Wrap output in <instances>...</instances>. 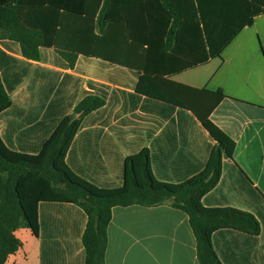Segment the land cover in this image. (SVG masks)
Segmentation results:
<instances>
[{"label":"crops","instance_id":"crops-1","mask_svg":"<svg viewBox=\"0 0 264 264\" xmlns=\"http://www.w3.org/2000/svg\"><path fill=\"white\" fill-rule=\"evenodd\" d=\"M171 1L182 21L165 51L172 16L160 0H112L106 19L125 25L128 38L146 49L141 74L82 55L70 69L48 48L31 61L18 43L0 40V76L12 101L0 113V139L13 152L38 155L82 98L99 96L105 105L82 120L65 163L91 185L115 189L124 185L126 160L145 151L155 181L177 185L193 177L218 143L212 132L231 155H222L220 180L202 206L240 209L260 224L258 236L217 230L212 247L221 264H264V15L221 58H210L195 0ZM143 77L159 78L160 97L137 92ZM218 90L225 97L212 94ZM37 222L36 234L16 231L21 248L6 264H85L87 217L79 207L39 202ZM104 264H199L187 215L169 202L113 208Z\"/></svg>","mask_w":264,"mask_h":264},{"label":"trees","instance_id":"trees-1","mask_svg":"<svg viewBox=\"0 0 264 264\" xmlns=\"http://www.w3.org/2000/svg\"><path fill=\"white\" fill-rule=\"evenodd\" d=\"M21 1L0 0V40L18 43L25 59L39 61L40 49L48 48L70 69L82 55L139 74L143 72L146 49L128 38L125 25L106 19L112 0H44L35 5H24ZM134 1L122 0L124 4ZM160 2L172 16L163 45L165 51H170L182 21L181 13L171 0ZM195 3L210 58H221L234 38L250 27L256 17L264 15V0H195ZM158 80L143 77L137 92L160 97L162 91L155 85ZM212 94L225 97L221 90ZM11 104L0 76V113ZM104 105V99L96 95L82 98L38 155L13 152L0 139V264H6L21 248L15 235L18 229L26 226L37 233V206L42 201L70 203L85 213L87 222L82 235L85 264H104L107 228L115 207H155L169 202L172 208L184 212L195 238L199 264H221L211 243L212 233L217 230L259 235L260 224L252 213L232 207L206 208L201 204L202 197L220 180L222 155H231L212 132L218 143L206 166L177 185L154 180L146 151L126 160L124 185L120 188H98L75 175L65 163L66 152L82 120Z\"/></svg>","mask_w":264,"mask_h":264},{"label":"rangeland","instance_id":"rangeland-1","mask_svg":"<svg viewBox=\"0 0 264 264\" xmlns=\"http://www.w3.org/2000/svg\"><path fill=\"white\" fill-rule=\"evenodd\" d=\"M66 116H67V115H66ZM66 116H65V117H66ZM65 117H64V118H65ZM64 118H63V119H64ZM75 175H76V174H75ZM78 177H79V176H78ZM21 229H27V227H26V226H22Z\"/></svg>","mask_w":264,"mask_h":264}]
</instances>
